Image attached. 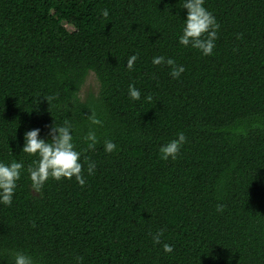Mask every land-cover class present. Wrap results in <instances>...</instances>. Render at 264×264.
Returning <instances> with one entry per match:
<instances>
[{
    "label": "trees",
    "instance_id": "16d2710c",
    "mask_svg": "<svg viewBox=\"0 0 264 264\" xmlns=\"http://www.w3.org/2000/svg\"><path fill=\"white\" fill-rule=\"evenodd\" d=\"M180 5L0 0V160L27 167L22 133L46 136L67 119L85 177L49 178L38 192L22 170L0 203V264L17 250L34 264H264V0H205L219 23L212 55L178 43ZM155 55L184 71L172 78ZM90 72L97 92L80 96ZM178 131L176 159H161ZM105 139L117 148L105 152Z\"/></svg>",
    "mask_w": 264,
    "mask_h": 264
},
{
    "label": "clouds",
    "instance_id": "9594fccd",
    "mask_svg": "<svg viewBox=\"0 0 264 264\" xmlns=\"http://www.w3.org/2000/svg\"><path fill=\"white\" fill-rule=\"evenodd\" d=\"M205 0H181L180 7L185 9L183 23L177 36L178 43L185 47L199 50L202 55H212L217 39V29L219 23L215 16L205 6ZM101 15L108 16V10L102 9ZM138 59V54L133 52L126 59V67L131 70ZM154 65L167 64L170 67L172 78L179 77L184 71V66L177 64L172 57L155 55L151 58ZM127 95L132 100H139L141 91L133 83L127 87ZM151 99V97H146ZM50 99V97L48 98ZM91 125L102 124L101 119L94 111L87 114ZM39 127H31L22 133L23 152L34 156L32 163L25 167L21 160H10L4 162L0 160V203L8 205L13 200V194L17 188V181L20 180L22 170L26 172L31 187L40 191L45 182L49 179L60 180L63 178H75L76 182L83 185L85 177L82 173V163L80 160L81 151H78L73 137V124L65 119L62 123L54 124L47 129L46 136L40 135ZM83 139L88 141V147L93 148L97 143L96 132L89 128ZM183 131H178L175 138L169 139L159 146L158 152L161 159L175 160L180 148L186 142ZM117 148L114 141L105 139L103 149L105 152H112ZM95 163L89 161L87 172L93 173ZM223 205H218L217 210H221ZM162 229L158 230L152 237L155 243H160ZM164 252H172V245L162 244ZM12 264H34L33 257L25 251L17 250L12 253Z\"/></svg>",
    "mask_w": 264,
    "mask_h": 264
},
{
    "label": "rangeland",
    "instance_id": "374dc122",
    "mask_svg": "<svg viewBox=\"0 0 264 264\" xmlns=\"http://www.w3.org/2000/svg\"><path fill=\"white\" fill-rule=\"evenodd\" d=\"M98 89V81L93 72L86 75L85 80L80 89V96H84L86 93H96Z\"/></svg>",
    "mask_w": 264,
    "mask_h": 264
}]
</instances>
